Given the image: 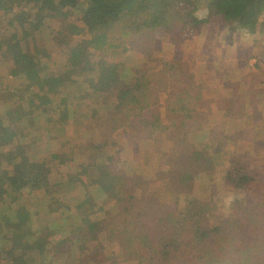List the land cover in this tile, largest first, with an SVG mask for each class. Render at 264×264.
I'll list each match as a JSON object with an SVG mask.
<instances>
[{"label": "rangeland", "instance_id": "1", "mask_svg": "<svg viewBox=\"0 0 264 264\" xmlns=\"http://www.w3.org/2000/svg\"><path fill=\"white\" fill-rule=\"evenodd\" d=\"M201 3L196 15L204 18L208 10L204 8L205 1ZM19 10L27 11L25 17L32 18L33 10L29 6L15 7L9 14L0 10V119L6 120V126L18 132L17 139L11 143L0 140V183L6 180L3 167L16 155L44 162L51 182L37 188L24 187L12 200L13 207L27 214L22 229L29 227L31 242L29 247L22 249L27 250L22 252L25 257L27 254L25 264H99L98 261L100 264H136L132 260L126 261L117 243L108 241L100 231L109 216L119 209L116 198H110L114 189L123 199L128 192H134V195L146 192L153 195L159 205H173L176 194L179 208L184 207V200L195 198L208 203L213 209L210 221L219 222L230 213L234 197L240 196L224 182L231 161L242 165L257 181H264V128L256 129L255 126L253 131L239 133L243 140H237L232 134L238 127L236 119L244 121L251 95L261 97L254 83L262 76L247 64L252 72L237 80L240 72L235 70V65L236 57L240 55L238 50L233 54L226 44L232 41L235 45L240 43L239 39L242 45L249 46L251 42L250 47L254 48L257 47L254 41L264 45V20L258 30L262 32L260 38L255 40L241 39L243 35L237 34L240 31L229 33L235 24L220 23L211 17L199 31L186 32L180 23L172 22L165 31L159 28L155 32L144 30L130 35L125 43L127 50L120 55L112 54V50H88L92 62L102 57L107 62L118 63L115 73L120 82H131L135 76L157 78L156 82L159 80L160 84L152 93L157 96L151 98L155 102L146 109L145 115L150 119L159 115L162 125L167 128L156 132L157 138L149 145H143L142 141L134 144L128 134L118 130L112 132L108 127L111 114V100L107 98L109 88L99 85L98 89L92 90L93 85L80 80L70 86L69 91L74 92L66 96L74 116L58 124L54 137L56 144L49 145L41 142L43 136L49 135L51 124L45 122L47 115L40 108L35 109L31 99L22 98L25 96L21 91L23 77L12 69V51L6 45L7 41L24 33V28L18 27L17 22L12 23L16 28L9 24L10 18H15L13 15ZM59 30L62 31V24L54 18L45 19L40 36L35 40V48L40 49V64L46 67L45 74H56L57 67L78 63L82 51H86L76 43L87 35L76 37L63 33L59 36ZM222 41L226 48L220 47ZM243 48L246 56L252 52L247 46ZM255 51L257 53V48ZM50 77L47 88L57 93L63 91L57 80ZM181 105H187L190 117L184 111L169 110V106L179 108ZM8 110H17V113L8 116ZM263 123L264 120L261 125ZM105 141L107 145H104ZM54 146L60 147L55 148L56 156L50 153V147ZM193 148L206 150L212 156L206 159V167L199 171L200 179L190 183L189 192L182 195L175 188V172L184 163H190L186 157ZM98 158L108 166L110 177L99 187L87 185V178L79 170ZM1 184L0 192L4 191ZM89 202L95 204L88 215L90 222H81L80 210ZM94 222L98 225L91 227L89 224ZM0 233L6 238L13 235L12 231L0 230ZM42 237L41 244L34 243ZM71 240L74 242L70 243ZM10 243L0 238V264H19L15 260L19 257V248L6 250L10 249Z\"/></svg>", "mask_w": 264, "mask_h": 264}, {"label": "trees", "instance_id": "2", "mask_svg": "<svg viewBox=\"0 0 264 264\" xmlns=\"http://www.w3.org/2000/svg\"><path fill=\"white\" fill-rule=\"evenodd\" d=\"M203 1L204 8L208 10L204 18L196 15L202 7V0H0V10L4 13L9 14L15 7L29 6L33 10L32 18L25 17L27 11L22 10L13 15L15 18H10V27L16 28L12 25L15 21L18 27L24 28V33L6 44L12 51V69L23 77L21 91L25 96L22 98L31 99L35 103L34 108H40L47 115V124L58 125L63 119L70 120V116H74L70 110L71 103L66 98L74 92L69 91L74 83L81 80L93 85L92 90L98 89L99 85L109 88V130L128 134L134 144L138 141H142L143 145L151 144L157 138L155 133L167 128L162 125L159 115L151 119L145 115L146 109L155 102L151 98L157 95L152 93L160 81L135 76L131 82H120L115 73L118 63L107 62L102 57L92 62L88 50H112V54L120 55L127 50L125 43L130 35L144 30L155 32L159 28L165 31L172 22L180 23L186 32H191L199 31L214 17L220 23L235 24L233 30L255 33L261 20H264V0ZM49 18L62 24V31L57 32L59 36L87 35L76 43L86 48L80 61L57 67L56 74L44 73L46 67L40 64V49L35 48L42 22ZM50 76L57 80L63 91L57 93L47 88ZM119 83L121 85L117 86ZM169 110L184 111L191 116L187 105L179 108L169 106ZM12 113H17V110L7 111L8 116ZM4 122L7 121L0 119V140L8 144L17 139L18 132ZM107 143L105 141L104 145ZM19 156L9 159L3 167L6 180L0 183L4 189L0 192V230L12 231L13 235L6 238L0 233V238L5 243L11 242L10 249H6L8 252L19 248V257L15 260L25 264L22 252L27 250L22 249L29 247L31 242L29 227L22 229L27 214L13 207L12 200L15 193L24 187L37 188L51 182L44 162ZM209 156L212 154L209 155L206 150L193 148L189 151L186 158L191 160L190 163H184L175 172L177 192L182 195L189 192L190 183L200 179L199 171L206 167ZM79 172L87 178V185L98 187L110 177L108 166L100 158L82 166ZM121 176L125 177L122 172ZM224 182L240 196L234 197L230 213L219 222L217 219L211 222L213 209L208 203L195 198L184 200V207L179 208V196L176 194L173 205H159L155 197L146 192L140 195L128 192L123 199L114 189L110 198H116L119 209L109 216L100 231L104 232L108 241L117 243L126 261L132 260L136 264H264V181H257L252 173L233 160L225 173ZM94 205L89 202L80 210L81 222L89 221L88 215ZM3 221L4 224L1 223ZM89 225L93 227L98 223ZM41 239L43 237L34 243L41 244ZM73 242L71 240L70 243Z\"/></svg>", "mask_w": 264, "mask_h": 264}, {"label": "crops", "instance_id": "3", "mask_svg": "<svg viewBox=\"0 0 264 264\" xmlns=\"http://www.w3.org/2000/svg\"><path fill=\"white\" fill-rule=\"evenodd\" d=\"M226 30H228V29H226ZM239 31L240 30L236 29L233 31H229V33L239 32ZM240 32L241 33H237V34L243 35V37H240V38L244 39V40L245 39L246 40H255V38L260 36L259 33H262L259 31H256L255 33H248V32H242V31H240ZM238 41L240 43H237L235 45H233L232 41L230 43H228V42L226 43L227 46L233 50V54H234V50L235 51L238 50L239 55H240V57H236L237 63L235 65V70H238V72H240V75H237L240 78L237 80H242L243 77H248V75H247L248 72H252V71H249V69L247 68V64L249 67L254 68L256 71H258V73H260L262 76L259 80H257V82L254 83V85H257V87H256L257 93L259 95L261 94V97H259L258 95H251V101L248 102V106L246 107V110L244 112L245 113L244 121H242V119L240 120L237 118L236 120L239 122L238 127H237V129H235L232 132V134H234L237 137V140L238 139L243 140L242 137L238 135L239 133L246 131V130L253 131L255 129V126H256V129L261 128V127L264 128V123H263V125H261V122L264 120V91H261V90H264V76H263L264 75V45H262L260 41H254L253 42L254 45L257 46L254 48L252 46L250 47L251 42H249V46H248V45H242V43L239 39H238ZM246 46L248 49L249 48L252 49V52L251 53L249 52L247 56H246V54H244V52H242V49H244L243 47H246ZM220 47L226 48L223 41L221 42ZM256 48H257V53L255 51ZM243 54H244V56H243ZM252 62H254V63H252ZM241 68H242V70H240ZM225 82H227V80ZM239 84H243V83H239ZM245 93H246V91H245ZM227 96L229 97V95H227ZM245 96H246V94H245ZM252 103H253V106H252ZM222 111H224V110H222ZM255 112H256L257 118L255 117ZM224 113H226V112H222V114H224ZM246 113L250 114L249 117L246 116ZM46 126H47V124H46ZM57 127H58L57 124L52 123L51 127H50L49 135L43 136V140L41 143H43V144L47 143L49 145H55L56 140L54 139V137L56 136L55 131H56ZM76 128L78 129L79 126ZM239 144H242V143H239ZM55 148L59 149L60 147H57V146H54L53 148L50 147V153H53L54 156L57 155V154H55V152H57V151H55Z\"/></svg>", "mask_w": 264, "mask_h": 264}]
</instances>
